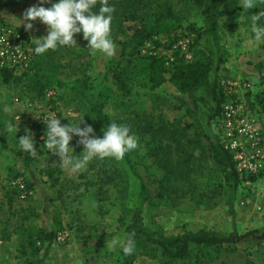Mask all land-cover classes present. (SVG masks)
Returning <instances> with one entry per match:
<instances>
[{"label": "rangeland", "instance_id": "obj_1", "mask_svg": "<svg viewBox=\"0 0 264 264\" xmlns=\"http://www.w3.org/2000/svg\"><path fill=\"white\" fill-rule=\"evenodd\" d=\"M55 2L45 0L41 4V0H33L4 7L0 9V22L12 24L32 37L47 35L48 27L39 18L32 21L31 30H26L24 13L29 7H51ZM155 3L125 0L114 7L110 39L115 47L111 57L99 52L90 54L88 41L83 33H77L74 46L34 53L28 75L8 83L0 77V264H123L121 250L113 249L111 241L126 238L129 215L120 206L118 185L106 177V158H95L85 170L72 173L70 164L62 165L57 155L44 148L45 121L34 112L57 113L62 124L70 120L76 124L85 116L84 121L99 136L91 115L75 95V86L83 80L88 83L87 97L100 103L99 115L105 126L113 121L126 122L138 138V148L129 154L147 184L143 216L150 232L164 237L200 230L224 237L247 235L238 243L194 245L187 258L174 261L159 246L138 240L133 263L264 264V237H260L264 233V176L241 181L231 212L223 172L196 129L189 96L169 80L152 87L143 61L131 60L127 55L129 36L121 26L134 23L124 20V16L133 11L137 18L150 20L147 7ZM254 9L261 11L260 6ZM187 16L183 27L169 36H155L141 48L142 55L165 61L167 79L173 63L186 60L178 42L196 38V30L203 24L198 13L188 10ZM242 16L235 28H231L228 16L220 18L219 35L225 51L220 79L251 82L249 91L238 85L226 100L245 106L264 136V39H254L250 21ZM188 24L195 25L193 31L187 29ZM260 25H264V19L258 22ZM202 46L200 40L196 47ZM34 48L32 43L33 52ZM5 106L10 112H4ZM9 123L12 132L8 131ZM214 124L222 135L221 118ZM26 129L34 133L37 157L20 150L17 138L25 135ZM78 140L73 136L70 141L72 157L83 155ZM18 179L33 183L32 198L17 196L14 182ZM41 228L57 230L50 246L39 240L37 232Z\"/></svg>", "mask_w": 264, "mask_h": 264}, {"label": "trees", "instance_id": "obj_2", "mask_svg": "<svg viewBox=\"0 0 264 264\" xmlns=\"http://www.w3.org/2000/svg\"><path fill=\"white\" fill-rule=\"evenodd\" d=\"M33 0H0V9L15 5L27 4ZM155 4L147 7L152 19L137 18L133 11L124 16V20H132L133 26H121L129 38L126 47L128 57L131 60L143 61L147 80L152 87L157 88L167 80L171 81L182 93L189 96L194 108V120L199 134L207 141L212 157L216 165L223 172V181L227 188V205L234 212V201L241 181L245 179L255 180L256 175L241 174L236 170L232 154L226 150L221 142V132L215 126V120L221 117L222 106L226 95L220 89V69L225 61V51L219 35L220 18L228 16L231 28H235L242 16L248 22L249 14L257 13L256 9L244 12L238 0H155ZM172 1V2H171ZM174 1V2H173ZM57 2V0H56ZM125 0H108L112 7L123 5ZM100 0H97L93 11H98ZM188 10L197 13L201 17L202 26L196 30L197 37L190 39V48L194 56L192 60H184L180 64L173 63L172 73L169 79L164 75L166 71L165 61L157 56H144L141 48L145 42L154 39L160 34L170 35L174 30L183 27L184 19H187ZM130 13V14H129ZM4 22H0V25ZM196 25V22H195ZM194 24H188L187 29L192 31ZM129 29L131 33H129ZM202 40L203 46L197 49L198 42ZM180 50V49H179ZM181 51V50H180ZM142 55V56H141ZM32 67V66H31ZM31 69V68H30ZM30 69L19 75L8 68H0V77L5 83L12 78L26 76ZM88 83L83 80L79 86H75V95L80 104L91 115L95 129L99 136H103L102 129L105 124L100 118V103L91 101L86 94ZM45 92L42 94L44 95ZM105 164L108 172L106 177L113 180V185H118L121 196L120 206L129 215V223L125 228L126 237L134 238L135 246L138 240L155 246H159L163 254L170 260H182L191 253L194 245L220 246L224 244L238 243L247 235L233 234L231 236H217L200 230L197 232H185L177 236L164 237L150 232L145 226L143 208L148 200V188L142 174L136 168L133 158L126 153L123 159L106 158ZM109 170L112 172L110 173ZM27 188L34 187L28 180ZM17 196L20 191L16 187ZM32 196H28V199ZM26 215H29L26 212ZM57 230L41 228L37 232L40 241L47 242L48 246L57 237ZM264 237V233L260 236ZM136 254L126 256L121 251L123 264H134Z\"/></svg>", "mask_w": 264, "mask_h": 264}, {"label": "clouds", "instance_id": "obj_3", "mask_svg": "<svg viewBox=\"0 0 264 264\" xmlns=\"http://www.w3.org/2000/svg\"><path fill=\"white\" fill-rule=\"evenodd\" d=\"M44 2L45 0H41V4ZM238 3L243 6L244 11L248 12L260 6L261 11L249 14L248 19L254 39L256 41L264 39V25L258 26V22L264 19V7H261L264 0H260V2L238 0ZM96 4L97 0H57L51 7H29L24 13L25 29L31 30L34 27L32 21L37 18L48 27L47 35L32 38V43H35L34 53L41 55L48 50H56L58 47L74 46L77 44L74 38L75 34L83 33V38L88 41L87 49L90 54L99 52L111 57L115 47L114 42L110 39L115 9L109 5L108 0H100L98 11H93ZM3 110L5 113L10 112V108L7 106ZM34 112L37 118L43 117L45 121L47 131L44 137V148L57 155L62 165L70 164L72 173L85 170L88 163L95 158L123 159L126 153L136 150L139 146L138 138L132 133L130 125L126 122H109L102 129L103 136L101 137L95 135L93 126L84 121L85 116L79 119L76 124H73L71 120L68 124H62L61 116H58L57 113L42 115L37 111ZM60 113L68 117L63 112ZM81 124H84V127H80ZM7 127L9 132L13 131L11 123ZM25 131V135L17 138L20 150L37 157L34 133L31 129ZM73 136L79 137L78 143L83 145V155L80 157L70 155V152L74 151L70 146ZM111 246L113 249L119 248L126 256L133 255L136 247L131 235L123 239L112 240Z\"/></svg>", "mask_w": 264, "mask_h": 264}, {"label": "built area", "instance_id": "obj_4", "mask_svg": "<svg viewBox=\"0 0 264 264\" xmlns=\"http://www.w3.org/2000/svg\"><path fill=\"white\" fill-rule=\"evenodd\" d=\"M32 36L16 26L4 23L0 25V68H8L15 73L28 71L35 59L32 50ZM178 48L187 60L193 59L190 38L179 41ZM249 91L251 82L247 79H220V89L226 96L238 86ZM221 142L235 162L236 170L241 174L264 176V136L256 120L247 112L245 106L235 100H227L222 106ZM21 198H28L33 192L27 188L23 179L15 182Z\"/></svg>", "mask_w": 264, "mask_h": 264}]
</instances>
